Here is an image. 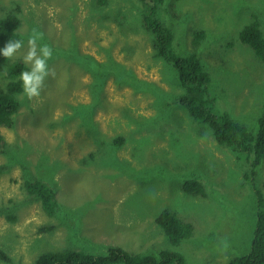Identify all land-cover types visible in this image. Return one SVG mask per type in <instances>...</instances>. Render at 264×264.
Listing matches in <instances>:
<instances>
[{"label":"rangeland","instance_id":"obj_1","mask_svg":"<svg viewBox=\"0 0 264 264\" xmlns=\"http://www.w3.org/2000/svg\"><path fill=\"white\" fill-rule=\"evenodd\" d=\"M155 2L0 0V19L19 8L22 20L23 47L10 61H23L35 29L38 54L47 44L55 70L39 97L19 96L14 127L1 129L0 248L11 262L0 264H34L50 251L106 255L111 247L229 264L251 250L258 192L264 211V161L253 166L247 153L219 144L180 106L187 90L173 64L155 57L143 19L167 26L174 55H198L215 109L255 134L264 62L240 33L254 16L264 23V0H163L150 9ZM199 31L205 37L195 46ZM5 74L0 68L1 83ZM121 136L123 145L111 146ZM36 180L54 188L55 215L27 192ZM190 180L204 194L186 193ZM164 210L191 223L193 235L173 244L157 222Z\"/></svg>","mask_w":264,"mask_h":264},{"label":"trees","instance_id":"obj_2","mask_svg":"<svg viewBox=\"0 0 264 264\" xmlns=\"http://www.w3.org/2000/svg\"><path fill=\"white\" fill-rule=\"evenodd\" d=\"M163 0H157L150 5L154 10ZM149 9V10H150ZM20 9L16 8L0 19V68L6 71L4 83L0 82V155L5 151L7 142L1 132L2 128L12 129L15 124V115L21 107L19 96L23 93V82L20 79L21 71H28L29 67L22 60L11 62L2 54V49L9 40H21L20 28L22 20L19 17ZM144 26L153 35L152 46L155 57H160L173 64L179 73L180 83L187 92L179 98L181 107L187 110L190 117L204 122L213 131L217 142L241 150L251 157L253 166H259L264 161V114L259 118L258 129L255 134L241 124L235 122L228 114L218 113L215 106L208 99L210 76L196 53L183 57L171 52L174 38L167 26L149 17H144ZM205 37L204 31L195 33L194 45L198 46ZM240 40L249 45L256 55L264 62V23L254 16V22L246 26L240 33ZM125 137L121 136L112 141L113 147L122 146ZM113 149V148H112ZM114 150V149H113ZM93 155V154H91ZM93 158V157H92ZM27 192L41 200L43 210L49 215H55L58 208L56 193L53 187L41 181L25 183ZM183 190L186 193L204 194L200 182L187 181ZM259 209L257 224L251 250L240 257L234 258L229 264H264V211L262 210V194L258 192ZM158 225L164 230L173 244H179L193 235L194 226L178 218L168 210L159 216ZM47 228L45 230H49ZM0 258L11 262L10 256L0 248ZM184 264L183 257L171 252H161L159 256L132 255L120 247H111L106 255H93L84 251L62 250L50 251L41 254L34 264Z\"/></svg>","mask_w":264,"mask_h":264},{"label":"clouds","instance_id":"obj_3","mask_svg":"<svg viewBox=\"0 0 264 264\" xmlns=\"http://www.w3.org/2000/svg\"><path fill=\"white\" fill-rule=\"evenodd\" d=\"M42 38V34L35 29L28 40V51L23 56L26 65H31L30 71H21L20 79L23 82V92L29 98L39 97L41 89L44 86L46 77H55V70L48 67L47 61L52 57V49L47 45H43L37 51V40ZM23 47L22 40H9L2 49L5 58L11 59L13 55Z\"/></svg>","mask_w":264,"mask_h":264}]
</instances>
